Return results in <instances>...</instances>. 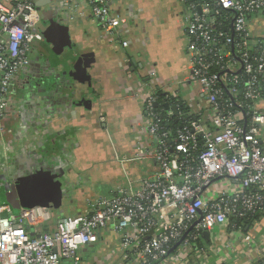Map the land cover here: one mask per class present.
I'll use <instances>...</instances> for the list:
<instances>
[{
	"label": "crops",
	"instance_id": "crops-1",
	"mask_svg": "<svg viewBox=\"0 0 264 264\" xmlns=\"http://www.w3.org/2000/svg\"><path fill=\"white\" fill-rule=\"evenodd\" d=\"M32 1L70 27L73 51L66 49L58 58L52 46L33 44L29 64L15 74L10 111L0 123V191L1 202L12 207L6 216L14 222L25 207L51 208L52 220L40 228L53 233L63 219L77 221L89 213L100 198L119 189L138 191L158 170L156 140L149 132L151 99H156L155 112L164 107L174 119L186 111L210 113L201 86L193 98L187 92L181 96L178 88L191 84L187 19L193 11L187 3L111 0V14L120 21L112 30L83 0L73 5ZM194 1L201 9L208 2ZM251 35L255 44L264 43V13L251 16ZM260 107L264 113V100ZM260 140L264 148V127ZM221 180L208 196L240 190L228 179L219 186ZM208 233L201 242L205 253L182 261L170 257L169 264H254L264 258V216ZM97 236L96 243L80 249L81 264H137L122 255L121 235L113 228Z\"/></svg>",
	"mask_w": 264,
	"mask_h": 264
},
{
	"label": "built area",
	"instance_id": "built-area-1",
	"mask_svg": "<svg viewBox=\"0 0 264 264\" xmlns=\"http://www.w3.org/2000/svg\"><path fill=\"white\" fill-rule=\"evenodd\" d=\"M83 1L104 27L120 26L111 14V0ZM181 1L193 11L187 19V81L202 87L209 117L180 113L181 127L163 131L174 115L164 109L155 113L156 99H151L149 132L156 140L158 170L138 191L119 189L100 198L90 204L89 213L77 221L63 219L53 233L40 228L52 220L50 210H22L14 222L6 216L12 208L1 202L0 191V264H81L80 249L96 243L97 233L110 227L137 264H162L184 253H205L204 234L218 226L238 228L233 219L264 216V43L255 44L251 35V16L264 13V0H208L202 13L194 0ZM223 13L229 16L231 34L216 35ZM41 21L32 0L0 1V123L10 111L15 74L29 64L31 45L43 40ZM187 117L194 119L188 122ZM219 179L240 190L208 196Z\"/></svg>",
	"mask_w": 264,
	"mask_h": 264
},
{
	"label": "water",
	"instance_id": "water-1",
	"mask_svg": "<svg viewBox=\"0 0 264 264\" xmlns=\"http://www.w3.org/2000/svg\"><path fill=\"white\" fill-rule=\"evenodd\" d=\"M36 7L38 8L37 5ZM38 10L41 12L42 15L43 29L40 31L44 37V44L46 46H52V53L58 58L62 56L63 52L66 49H68L69 51H73L70 27L54 13L42 12L40 8H38ZM199 12H202L201 8H199ZM157 106L158 104H155V107ZM165 108L167 110L170 109L169 105H166ZM171 110L174 111V114L176 116L178 115V110L176 109V107H171ZM32 208L34 207H25L24 210H29ZM46 209L51 211V208L47 207ZM25 229L28 231L33 230V228L28 225H25ZM204 237L208 238L209 233L206 232L204 234ZM176 247L177 246H175L171 252H173Z\"/></svg>",
	"mask_w": 264,
	"mask_h": 264
},
{
	"label": "trees",
	"instance_id": "trees-1",
	"mask_svg": "<svg viewBox=\"0 0 264 264\" xmlns=\"http://www.w3.org/2000/svg\"><path fill=\"white\" fill-rule=\"evenodd\" d=\"M228 20V21H227ZM220 22H221V26H220ZM215 34L217 35L218 33L219 34H231V22L229 21V16H227V14L225 15L223 13V15L218 19L217 23H216V26H215ZM219 42L220 43H223V39L222 38H219ZM160 100H161V97H159ZM164 107H160L156 110L155 113H160L161 110H163ZM186 114L188 113L187 111L185 112ZM188 115V114H187ZM188 118V122L190 120H193L194 118L193 117H187ZM178 119V118H177ZM177 119H174V120H171L167 123H165V125L163 126V131H167V132H175L177 131L183 122H181V120H177ZM177 120V121H176ZM187 122V123H188ZM258 217L257 215H249L247 216L245 219H233V222L238 226L240 227L241 224L247 220H250L252 218H256ZM254 264H264V258L258 260L257 262H255Z\"/></svg>",
	"mask_w": 264,
	"mask_h": 264
},
{
	"label": "rangeland",
	"instance_id": "rangeland-1",
	"mask_svg": "<svg viewBox=\"0 0 264 264\" xmlns=\"http://www.w3.org/2000/svg\"><path fill=\"white\" fill-rule=\"evenodd\" d=\"M178 88L181 90V92H182V94H181V96L183 95L184 96V94H185V92H187V93H189V95H191V97L192 96H194L193 95V93L194 92H196L197 90V92H198V94H199V92H201V88H200V85L198 84V83H191L190 85L188 84H184V85H180V86H178ZM200 90V91H199ZM197 94V93H196ZM193 98V97H192ZM190 99V98H189ZM190 103V102H189ZM125 178H126V176L124 177L123 175H122V180H125ZM225 184H227V181H226V179H224V180H221L220 182H219V186H224ZM123 186V185H122ZM125 187V186H124ZM215 230V229H214ZM213 231V230H212ZM128 252H129V250H126V253L123 251V253H122V255L124 254L125 256H127L128 257ZM123 255V256H124ZM186 255V253H184L182 256H180L179 257V259H178V261H182V259H183V257ZM124 256V257H125ZM123 262V261H122ZM170 263V260L169 261H166L165 262V264H169ZM163 264V263H162Z\"/></svg>",
	"mask_w": 264,
	"mask_h": 264
},
{
	"label": "flooded vegetation",
	"instance_id": "flooded-vegetation-1",
	"mask_svg": "<svg viewBox=\"0 0 264 264\" xmlns=\"http://www.w3.org/2000/svg\"><path fill=\"white\" fill-rule=\"evenodd\" d=\"M43 22L41 21V23H40V26H39V30H42L43 29ZM34 44H43V45H45L44 44V37H43V40L42 41H40V42H36V43H34ZM45 47H50V46H46L45 45ZM45 49V48H44ZM49 49V48H48ZM46 50V49H45Z\"/></svg>",
	"mask_w": 264,
	"mask_h": 264
},
{
	"label": "bare ground",
	"instance_id": "bare-ground-1",
	"mask_svg": "<svg viewBox=\"0 0 264 264\" xmlns=\"http://www.w3.org/2000/svg\"><path fill=\"white\" fill-rule=\"evenodd\" d=\"M7 264H11V263H7Z\"/></svg>",
	"mask_w": 264,
	"mask_h": 264
}]
</instances>
